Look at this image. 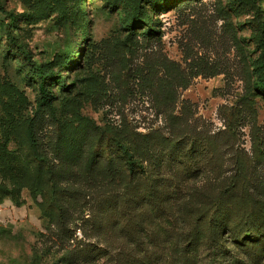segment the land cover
Instances as JSON below:
<instances>
[{
	"label": "rangeland",
	"instance_id": "1",
	"mask_svg": "<svg viewBox=\"0 0 264 264\" xmlns=\"http://www.w3.org/2000/svg\"><path fill=\"white\" fill-rule=\"evenodd\" d=\"M261 5L264 8V1ZM133 6V0H0V151L3 122L33 118L39 98L17 44L50 66L60 64L49 62L53 53L69 48L72 59L64 75L76 87L70 95L58 96L56 113L62 118V113L71 116L72 110H79L99 125L127 122L142 132L159 128L170 133L144 79L157 83L176 77L174 82L187 85L177 86L176 113L183 107V117L202 134L218 135L227 157L228 142L251 150L253 126L264 129V99L246 100L252 78L246 73L250 67L244 50L254 46L249 23L253 4L155 0L146 12L156 19L161 35L151 39L143 34L146 27L133 33L126 29ZM8 31L17 44L8 40ZM83 52L79 66L76 60ZM41 114L39 134L47 142L55 138V127L48 112ZM228 124L237 130L236 141L223 134ZM18 139L15 132L11 149L18 147ZM20 198L0 199V264H264L236 251L220 257L202 242H84L95 235L86 237L76 226L74 239L67 242L52 235L39 206L41 196L36 202L25 185Z\"/></svg>",
	"mask_w": 264,
	"mask_h": 264
},
{
	"label": "trees",
	"instance_id": "2",
	"mask_svg": "<svg viewBox=\"0 0 264 264\" xmlns=\"http://www.w3.org/2000/svg\"><path fill=\"white\" fill-rule=\"evenodd\" d=\"M154 1L133 0L126 28L130 33L146 27L147 38L161 35L156 19L146 12ZM236 1L254 6L249 22L254 46L244 50L250 67L246 73L252 78L246 97L250 103L264 99V0ZM57 20L60 24L61 18ZM7 37L17 44L12 31ZM17 47L39 98L33 118L3 122L0 172L6 179L0 180V199L10 195L20 202V192L28 186L36 202L43 198L39 206L52 235L67 242L74 239L76 226L86 237L95 235L84 242H202L220 257L236 251L264 260V129L253 126L250 151L228 142L227 157L218 135L202 134L183 117V107L176 113L177 89L187 87L180 79L174 82L176 77L157 83L144 79L170 133L159 128L142 132L127 122L99 125L79 110L71 116L62 113V118L56 113L58 96L70 95L76 87L64 75L72 59L69 48L53 53L49 62L60 64L50 66L34 60L22 44ZM84 56L76 60L79 66ZM43 111L55 127V138L47 142L39 134ZM15 132L18 147L11 149ZM223 134L238 138L232 124ZM14 173L16 177L8 175Z\"/></svg>",
	"mask_w": 264,
	"mask_h": 264
}]
</instances>
